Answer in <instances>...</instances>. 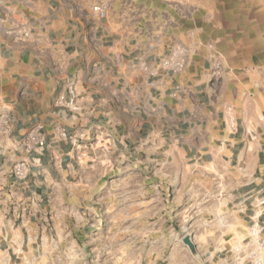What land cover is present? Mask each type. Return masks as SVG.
<instances>
[{
  "label": "crops",
  "instance_id": "obj_1",
  "mask_svg": "<svg viewBox=\"0 0 264 264\" xmlns=\"http://www.w3.org/2000/svg\"><path fill=\"white\" fill-rule=\"evenodd\" d=\"M169 1L0 0V264H84L102 236L139 264H238L264 188V72L216 67L190 25L166 26ZM38 125L48 149L17 181Z\"/></svg>",
  "mask_w": 264,
  "mask_h": 264
},
{
  "label": "rangeland",
  "instance_id": "obj_2",
  "mask_svg": "<svg viewBox=\"0 0 264 264\" xmlns=\"http://www.w3.org/2000/svg\"><path fill=\"white\" fill-rule=\"evenodd\" d=\"M167 7L171 15L166 26L190 25L192 39L206 42L216 67L220 69L223 63L230 67L227 58H241L246 68L264 72V0H171ZM250 80L259 81L264 88V73ZM104 221L107 224V214ZM117 242L121 249L118 247L116 258L109 256L108 239L102 236L98 241L100 255L95 258L88 250L92 249L90 242L84 264H139V257L124 256V241Z\"/></svg>",
  "mask_w": 264,
  "mask_h": 264
},
{
  "label": "built area",
  "instance_id": "obj_3",
  "mask_svg": "<svg viewBox=\"0 0 264 264\" xmlns=\"http://www.w3.org/2000/svg\"><path fill=\"white\" fill-rule=\"evenodd\" d=\"M92 11L98 18L103 19L107 16L108 7L106 3H99L92 7ZM10 33L16 38L27 39L29 32L25 25L13 24ZM166 67H182L180 61H176L171 55L164 61ZM56 106L66 104L63 96H58L54 103ZM8 117L0 115V134L9 131ZM58 133L66 136L64 128H59ZM48 143L43 133V127L38 125L29 129L15 144V159L10 165L9 175L17 181L25 179L33 167L40 165V157L48 149ZM250 211L249 227L247 237L240 247L235 249L236 260L238 264L247 261L249 264H264V188L253 191L249 195Z\"/></svg>",
  "mask_w": 264,
  "mask_h": 264
},
{
  "label": "water",
  "instance_id": "obj_4",
  "mask_svg": "<svg viewBox=\"0 0 264 264\" xmlns=\"http://www.w3.org/2000/svg\"><path fill=\"white\" fill-rule=\"evenodd\" d=\"M183 242L186 244V245H190V242H189V239L187 237H185L183 239Z\"/></svg>",
  "mask_w": 264,
  "mask_h": 264
}]
</instances>
